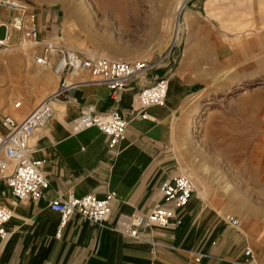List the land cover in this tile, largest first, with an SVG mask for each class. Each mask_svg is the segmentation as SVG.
Returning <instances> with one entry per match:
<instances>
[{
    "label": "rangeland",
    "instance_id": "rangeland-1",
    "mask_svg": "<svg viewBox=\"0 0 264 264\" xmlns=\"http://www.w3.org/2000/svg\"><path fill=\"white\" fill-rule=\"evenodd\" d=\"M27 1L43 39L151 64L170 60L167 76L178 75L186 89L191 83L179 116V172L223 215L251 214L264 224V0ZM18 35L13 30L12 41ZM11 49H0V115L21 119L58 80H39L31 48Z\"/></svg>",
    "mask_w": 264,
    "mask_h": 264
},
{
    "label": "crops",
    "instance_id": "crops-1",
    "mask_svg": "<svg viewBox=\"0 0 264 264\" xmlns=\"http://www.w3.org/2000/svg\"><path fill=\"white\" fill-rule=\"evenodd\" d=\"M8 13L0 8V19L7 18ZM188 17L196 15L189 13ZM169 62L147 68L122 92L117 106L128 124L113 151L99 128L74 131L72 126L86 103H93L100 111L115 105L104 84L82 72L75 77L78 84L69 90V98L53 101L52 119L29 139L32 156L44 160L42 169L49 180L43 197L12 203L9 191L0 185V203L12 210L6 224L8 238L0 241V264H245L240 261L247 246L256 260L260 258L264 250V224L260 219L235 213L240 225L226 223L223 210L196 180L189 206L179 210L180 225L147 228L145 240L125 237L111 229L120 214L147 213L159 201L160 182L181 174L176 166V146L182 130L179 116L191 83L186 89L178 75L168 77ZM160 76L169 78L166 102L148 107L146 111L154 119H144L131 110L134 94ZM195 120L187 124L186 136L196 126ZM108 191L115 195L103 224L90 223L74 214L60 228V214L48 207L56 197L91 193L103 198Z\"/></svg>",
    "mask_w": 264,
    "mask_h": 264
},
{
    "label": "built area",
    "instance_id": "built-area-1",
    "mask_svg": "<svg viewBox=\"0 0 264 264\" xmlns=\"http://www.w3.org/2000/svg\"><path fill=\"white\" fill-rule=\"evenodd\" d=\"M0 8L11 12L7 18L0 19V28H4V35L0 36V49L29 47L36 64L48 66L59 75L55 91L24 117L18 119L8 113L0 116V185L7 188L12 203L37 201L49 187V180L42 169L44 160L32 156L29 139L51 120L53 101L68 99L69 90L78 84L76 75L82 72L89 73L94 81L104 84L115 105L107 111H100L93 103H86L80 114L73 119L72 126L74 131L93 126L99 128L107 136L108 149L113 151L123 138L128 124L117 106L121 94L132 78L142 75L154 64L144 59H122L43 39L36 13L27 0H0ZM13 30L19 32L15 41H12L11 36ZM168 85L169 78L160 76L140 86L134 94L131 110L144 119L153 120L154 117L146 109L165 104ZM21 105L22 101L19 100L13 103L15 109ZM158 190L159 201L147 213L120 214L111 229L125 237L145 240L144 230L147 228L180 225L182 214L179 210L187 205L195 192L193 180L184 174L172 175L160 182ZM114 195L113 191H108L103 198L91 193L80 197H56L48 202V207L60 214V228L74 214L90 223L103 224L111 213ZM11 216V208L0 203V241L8 238L6 224ZM224 221L233 227L240 225L239 218L231 213L224 215ZM57 235H60V231ZM243 255L242 263L264 264V250L258 260L254 258V251L249 246L244 248Z\"/></svg>",
    "mask_w": 264,
    "mask_h": 264
},
{
    "label": "bare ground",
    "instance_id": "bare-ground-1",
    "mask_svg": "<svg viewBox=\"0 0 264 264\" xmlns=\"http://www.w3.org/2000/svg\"><path fill=\"white\" fill-rule=\"evenodd\" d=\"M168 28V27H167ZM60 35H57L56 36V38L57 37H59ZM58 39H61V36H60V38H58ZM19 47H23V46H19ZM73 48H75V47H73ZM15 49H17V47L15 48ZM11 50H14V49H11ZM87 51V50H86ZM88 51H91V50H88ZM24 53H25V55H27L28 53H27V51L26 50H24L23 51ZM93 52H95V51H93ZM96 53H99V52H96ZM51 71V72H50ZM34 73L36 74V76H38V78H39V80L41 81V82H43V83H46V84H49L50 86L51 85H53L54 83H55V81L56 80H59V75H57V74H55V73H53V71H52V69L50 68V67H44V66H40V65H38V64H36L35 63V70H34ZM52 94V93H51ZM50 94V95H51ZM49 96V95H48ZM45 99V98H44ZM43 99V100H44ZM43 100H41V101H43ZM40 101V102H41ZM39 102V103H40ZM53 115H54V109H53ZM53 117V116H52ZM52 119V118H51ZM197 121L195 120V123H196ZM190 202H191V200L189 201V203L185 206V209L189 206V204H190ZM225 215V214H224ZM223 218H224V216H223Z\"/></svg>",
    "mask_w": 264,
    "mask_h": 264
}]
</instances>
